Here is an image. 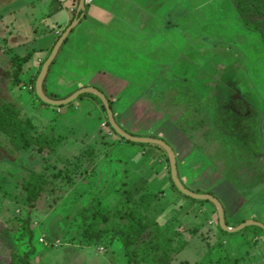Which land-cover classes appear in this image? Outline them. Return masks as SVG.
Masks as SVG:
<instances>
[{"label": "rangeland", "instance_id": "rangeland-1", "mask_svg": "<svg viewBox=\"0 0 264 264\" xmlns=\"http://www.w3.org/2000/svg\"><path fill=\"white\" fill-rule=\"evenodd\" d=\"M119 1L116 11L112 9L114 0H94L87 7L86 14L90 11L92 15L75 27L56 56L46 94L64 96L86 86L101 89L112 100L120 125L136 133L149 126L145 132L170 142L185 183L191 188L214 190L227 209L231 225L249 215L264 221V44L260 35L243 26L231 0ZM52 16L42 19L41 24L52 23ZM29 27L22 31L27 40L24 47L32 46L37 36L36 27ZM52 33L46 25L38 31V35ZM0 46L9 47L2 39ZM79 46L90 58L84 71L75 75L72 62ZM7 53L0 49V102L16 104L36 133L45 131L57 141L63 138L57 157L63 156L67 162L54 156L43 159L44 154L35 146L15 152L0 132V264H11L13 254L32 264H150L141 260L142 252L136 258L126 255L123 242L111 231L121 224L119 220L101 225L109 233L100 242L89 235L91 228L85 231L78 225L81 210L97 190H113L103 197L101 206L106 207H99L113 208L123 186H142L143 177L149 178L152 186H142L133 198H143L139 211L150 226L139 235L132 250L140 252L150 241V223L157 219L171 227L172 246L181 247L185 241L169 264H196L208 250H217L218 241L223 255L227 251L237 264H264L260 231L223 235L208 203H193L186 214L191 202L169 190L167 168L161 171L167 167L165 155L156 152L147 159L144 152L148 147L109 135L105 111L100 104L90 107L89 96L50 108L36 98L30 84L18 94L8 91L12 66L7 63ZM39 63H31L34 72ZM168 88L177 93L178 88L185 90L209 105L207 125L216 129L213 137L219 138H215L220 143L217 147L229 144L236 150L237 163L232 168L239 176L234 179L240 185L236 193L219 190L231 188L219 181L220 174L215 182L201 179L210 165L209 149L191 150L194 143L189 135H181L175 121H165L169 119L165 117L158 122L165 115L162 109L171 103L170 95H165ZM131 107L137 121L127 118ZM51 112L56 115L54 121ZM259 138L263 139L260 144ZM77 159L82 172L72 176L78 183L66 184L73 180L71 173L58 172ZM31 171L46 178L45 189L37 198L18 184ZM255 181L263 183L253 186ZM101 214L99 211L98 216ZM158 253L162 255V250Z\"/></svg>", "mask_w": 264, "mask_h": 264}, {"label": "trees", "instance_id": "trees-1", "mask_svg": "<svg viewBox=\"0 0 264 264\" xmlns=\"http://www.w3.org/2000/svg\"><path fill=\"white\" fill-rule=\"evenodd\" d=\"M231 1L243 26L249 31L259 34L264 44V0H231ZM59 38H60V35L58 36L57 41ZM67 39L64 41L62 47L65 45ZM62 47L60 48V50L62 49ZM51 51L52 50L49 51L48 56L50 55ZM48 56L43 61H41L37 70L32 75L29 74V67L27 68L28 66L27 63L30 59L29 56L24 57V58L20 56L13 57L10 62V65L12 66V68L9 74L12 82H10L8 91L13 92V94H18V92L23 89L24 85L29 86L30 84L32 86L33 94L39 100L38 96L36 95L35 82L41 71V67L46 61V59L48 58ZM55 62H56V58L53 61L52 65ZM52 65L49 68L47 77L43 84V89L45 93H47L46 92V81H47ZM14 67L16 68L14 69ZM28 76L30 77L27 78ZM26 79H27V82H25ZM175 90L176 89H173V88L166 89L165 95H170L171 103L170 102L168 103V106H167L168 108L162 109L165 115L161 116V119H159L158 122H161V120H163L165 117L169 118L167 120L165 119V121H168L170 119L175 121L176 124L179 125L181 135L182 134L189 135L191 142L194 143L195 147L193 148L192 146L191 150L199 149V150L205 151V148L209 149L211 151L208 156L210 157V165L208 166V170L204 174H202L201 179L204 181L212 179V182L213 180L215 182L216 178L219 177L218 175L220 174L221 178L220 180L219 179L217 180L228 183L231 188H229V190H226V191H224L223 189H219V190H221L225 194H229V192H232V191L236 193L240 185L238 181L234 180L235 178L239 176L234 175L233 174L234 172H232L234 169L233 168L234 165L237 163L236 161L237 159H235V154H236L235 147L227 146L229 144L225 146L219 145L217 147L216 143L218 144L220 143L216 139H219V138L213 137V131L215 132L216 130L215 127H213L214 129H212L210 128V125H207L208 117L206 115H207V106L209 107V105L206 106V103H204L205 102L204 100H201L200 98L196 97L194 94L188 93L185 90L178 88L177 90L178 93ZM74 91L64 96L52 94L49 97L52 99H56V100L64 99L68 97L69 95H71ZM84 96H89V98H92L98 104L102 106L103 110L105 111V115H106L105 124L106 126H108L110 130L109 135L114 134L118 136L120 140H123L132 145H138V147L140 146V148L148 147L147 150L144 152V157L147 159L152 158V156H154L156 152L163 153L165 155V161L167 163V167H162L161 171L167 168L165 179H166V183L168 184L169 190L170 191L174 190L175 192H178L180 195L184 196L185 199L191 202V204H189L185 208L186 214L189 213L190 210L192 209L193 203H199V204L208 203L213 206V210L215 211V214L217 217L216 219H217L218 230L223 235L227 234V232L222 230L221 227L219 226L216 208L211 202L196 200V199L187 197L183 195L176 188V186L174 185L171 179L168 157L163 148H161L158 145L134 143V142L125 140L124 138L119 136L109 124L106 110L103 104L101 103V100L93 94H83L79 96L77 100ZM40 102L44 106H49V107L61 108L65 106V105L51 106L49 104L42 102L41 100ZM109 102H110L113 112L115 113L112 100L109 99ZM72 103L74 102H71L69 104H72ZM22 113H23L22 110L13 102H0V132L4 134L5 137L8 139L13 150L15 152L17 151L25 152L30 147L35 146L40 153L44 154L43 159H47V158L52 159L53 156L57 157L59 153L57 146L60 147L61 145L60 142L61 140H63V138L60 137L58 138V141H57L56 139L50 138L48 134L45 133V131L36 133L35 126L33 125V123L30 122L29 118L23 117ZM52 114H53L52 120L54 121L56 115L54 114V112ZM124 114L121 116V118L123 117V119L126 118ZM126 114L129 116L127 118H129L130 121L138 120L135 117V114H136L135 108L131 107L129 111L126 112ZM115 118H116V121L120 124L119 119L117 117ZM128 126H132V123H128ZM122 128H124V130H126L128 133L134 136H148V137L158 138L156 135L145 132L148 130V128H150L149 126H144L145 131L141 133L133 132L127 127L126 129L124 126H122ZM159 130H161V128H159ZM161 139L165 140L167 143L170 144V142H168L167 139H164L163 137ZM259 142L260 143L263 142V139L259 138L258 144H260ZM182 144L184 143H181V145ZM58 158L61 160V162L64 161V163L66 164L67 161L65 160L63 156L57 157L56 160H58ZM153 159L156 160L155 158ZM177 169H178V175L186 187L190 188L191 190L197 193H209L211 195L218 197V194L215 193L214 190L206 191V190H201L198 188L189 187L185 183L183 177L180 174L178 161H177ZM68 172L71 173V178H73V180L71 181L70 179V182H67L66 184H70V185H73L75 183L77 184L78 178L72 175L73 174L77 175L78 172H82V167L79 164L78 159L77 161L75 160L69 161V163L66 165L65 168H63V170H59L58 174L68 173ZM204 181H202L201 183L203 184ZM45 182H46L45 175L43 173H37L34 171L30 172V176L28 178L18 180V184L21 190L31 195H34L35 198H37L41 194V192L45 189ZM208 183L210 182L208 181ZM208 183H206L207 186H208ZM262 183L263 182L255 181L254 183H252V185L258 186L259 184L261 185ZM140 184L145 187L152 186L149 178H144V177L141 179ZM142 186H139V187L135 186L134 188H126L125 186H123V188L119 192L120 194L118 193V191H116L119 194V197L117 198L118 203L116 204V206H114L113 208L111 206L110 208H107V209L99 208V207H106V206H101L102 201L105 199V198L103 199V197L105 196V194H108V193L112 194L113 190L111 188L106 189V190L104 189L102 192H99L97 190V193H94L96 195L91 200V202L81 210L80 221L78 222V225L82 227V229H84L85 231H88V229L91 228V232H88L89 235L94 237L95 242H100L107 235V233H109L107 229L102 230L100 228L101 225L106 226L108 225L109 222H112L114 220H119L121 224H118L117 227H115L113 230L111 229V231L113 234H115L118 240L123 242L124 247L126 249V255L128 253V255L131 256L132 258H136L142 252L143 256L141 260L143 262H147L150 264H169L171 262L172 255L179 253L181 249H183V247L185 246V241L181 247L172 246L171 233H170L171 227L167 225L165 226V223H161L157 219L151 221L150 223L152 227V237L150 241L145 245V247L141 248L140 252L138 250H132L133 245L137 243L136 239L140 237L139 235L150 226L148 222L146 223L144 221L146 219V216L144 215L141 217L142 213L139 211L141 204H142L141 200L143 198L141 197L133 198L134 195L138 194V190L139 192H141ZM159 191H162V190L159 189ZM155 196L157 197V193H155ZM94 205H96L97 208H94ZM99 211H102V214L100 216H98ZM243 221L244 220H239L234 226L239 225ZM226 222L228 225H230L227 219V214H226ZM250 229L260 231L264 239L263 230L256 226L247 227L243 229L242 232L240 231L239 233L249 231ZM233 245L234 243L232 244V246ZM216 246H217V250H214V249L208 250L206 254L204 255V257L200 261H198L196 264H237V260H235L234 258H231L230 256H227V251H226V255L225 254L223 255L222 253L223 251L220 250L221 244L219 243V241L217 242ZM234 247L236 246L234 245ZM161 250H162V255L158 253ZM134 261L138 263L135 259ZM11 264H32V263L28 261L26 258H22L18 254H13Z\"/></svg>", "mask_w": 264, "mask_h": 264}, {"label": "crops", "instance_id": "crops-1", "mask_svg": "<svg viewBox=\"0 0 264 264\" xmlns=\"http://www.w3.org/2000/svg\"><path fill=\"white\" fill-rule=\"evenodd\" d=\"M118 4H120V1L118 0L116 3V0H114L112 9L116 11ZM90 5L85 4V9L83 10L80 5V0H0V39L9 45V47L0 46V49L8 52L7 56H9L10 60H8L7 63L10 64L11 59L15 56L23 58L29 56V74H33L34 69L31 68V63L36 62V60L41 63V61L48 56L49 51L55 46L58 36H61L73 22L78 20V23L74 26L72 31L82 23V20L91 16L92 12L90 11L88 12L89 14H86L87 7ZM56 12L57 14H55ZM50 15H53L51 17L53 19L52 23L41 24L42 19H50V17H48ZM45 25L50 31L54 32L52 33L53 35H38L40 27H44ZM29 26L36 27L37 36L34 38L35 43L32 46L24 47L27 40L22 34V31L29 29ZM69 36L70 34L68 38H70ZM42 40L44 43L41 45ZM82 50L83 47L79 46L77 56L75 53V60L72 62L74 66L73 70L74 72L76 71L75 75H79L80 72L84 71L82 68L89 65L88 60L90 57L82 54ZM40 51L44 53L41 54L39 53ZM36 52H38V55H36ZM89 101L90 107L98 104L92 98H90ZM225 212L227 214V209H225ZM258 217L260 216H253L250 218L249 215V217L245 219H255L264 223V221L260 220ZM230 226L234 225L230 224Z\"/></svg>", "mask_w": 264, "mask_h": 264}, {"label": "water", "instance_id": "water-1", "mask_svg": "<svg viewBox=\"0 0 264 264\" xmlns=\"http://www.w3.org/2000/svg\"><path fill=\"white\" fill-rule=\"evenodd\" d=\"M80 5H81L82 9L84 10L85 9L84 0H80ZM77 23H78V20L73 22L64 31V33L60 36V38L56 42L55 46L53 47L50 55L48 56V58L46 59V61L44 62V64L41 67V71H40V73L36 79V82H35L36 95L38 96L39 100H41L42 102L49 104L51 106H63V105H67L71 102H74L75 100H77V98L79 96H81L83 94H93V95L97 96L101 100V103L103 104V106L106 110V114H107L109 124L111 125L113 130L119 136H121L125 140L131 141L134 143L158 145L164 149L165 153L167 154L169 165H170L171 179H172L174 185L176 186V188L183 195H185L187 197H190V198H193L196 200L211 202L216 208L219 226L221 227L222 230H224L227 233H236V232L242 231L243 229H245L247 227L256 226V227L261 228L264 232V223L259 221V220H255V219L244 220L243 222H241L237 226L228 225L226 222V214H225L224 206L218 197L211 195L209 193H197V192L191 190L190 188L186 187L185 184L181 181V179L178 175L177 156H176V152H175L174 148L169 143H167L165 140H163L161 138H154V137H148V136H134V135L128 133L126 130H124V128H122V126L116 121L114 112L111 108V105H110V102H109L107 95L104 94L97 87L86 86V87L80 88V89L74 91L68 97H66L64 99H59V100L52 99L45 93V91L43 89V84H44V81L47 77L49 68L52 65L53 61L55 60V58H56L60 48L62 47L64 41L68 38V35L70 34V32L72 31V29L74 28V26Z\"/></svg>", "mask_w": 264, "mask_h": 264}, {"label": "built area", "instance_id": "built-area-1", "mask_svg": "<svg viewBox=\"0 0 264 264\" xmlns=\"http://www.w3.org/2000/svg\"><path fill=\"white\" fill-rule=\"evenodd\" d=\"M84 3L87 5H90L93 3V0H84ZM104 125H106V124L104 123Z\"/></svg>", "mask_w": 264, "mask_h": 264}]
</instances>
